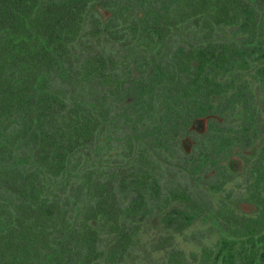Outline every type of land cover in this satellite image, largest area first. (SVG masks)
<instances>
[{
	"label": "trees",
	"instance_id": "16d2710c",
	"mask_svg": "<svg viewBox=\"0 0 264 264\" xmlns=\"http://www.w3.org/2000/svg\"><path fill=\"white\" fill-rule=\"evenodd\" d=\"M257 90L264 0H0V264H190L199 219L193 264H264ZM182 156L212 198L237 162L239 199L209 213Z\"/></svg>",
	"mask_w": 264,
	"mask_h": 264
},
{
	"label": "rangeland",
	"instance_id": "374dc122",
	"mask_svg": "<svg viewBox=\"0 0 264 264\" xmlns=\"http://www.w3.org/2000/svg\"><path fill=\"white\" fill-rule=\"evenodd\" d=\"M253 86L254 92L256 91V86ZM256 101L254 104L255 115H256V124L254 131L262 136L264 135V99L261 96L259 90L256 92ZM190 138L194 140L196 145L201 141L200 137L195 133L189 134ZM184 158L182 156L181 160L179 161L178 165H174L175 169L178 173L176 181L172 183L175 185L183 186L185 189H190L193 195H197V198L200 197L203 200V203L206 208H208L209 213L216 212L218 209L219 201L222 199L223 196H228V198L232 199H239V196L243 192V186L246 181V174L243 170L239 169L237 162H228L229 168L238 170L236 171L235 175L231 174L230 177H227L225 183L221 190H224L223 193L217 195V197L211 196L209 193L210 183L206 182L205 180L197 181L194 183V179L189 180L186 173V166H184ZM181 170H179L177 168ZM227 174V173H226ZM166 182L172 181L169 177H166ZM195 192V193H194ZM241 210L248 211L250 209L249 206L246 204L240 205ZM207 212V213H208ZM218 238V231L214 228L210 222V220H201L199 219L196 221L192 226L182 231V233L175 234L173 239L168 242L170 244L167 249L172 250L173 254L177 253L190 264H193L195 261L194 259L197 257L198 252L200 249L207 245L213 244ZM149 250V247L147 248ZM151 252V251H150ZM163 251L153 252L151 253L152 257L147 258V261L143 264H164V260L161 258Z\"/></svg>",
	"mask_w": 264,
	"mask_h": 264
}]
</instances>
